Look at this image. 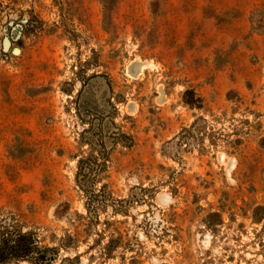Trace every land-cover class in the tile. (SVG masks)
<instances>
[{
  "label": "rangeland",
  "instance_id": "obj_1",
  "mask_svg": "<svg viewBox=\"0 0 264 264\" xmlns=\"http://www.w3.org/2000/svg\"><path fill=\"white\" fill-rule=\"evenodd\" d=\"M4 224L57 263L264 264V0H0Z\"/></svg>",
  "mask_w": 264,
  "mask_h": 264
},
{
  "label": "trees",
  "instance_id": "obj_2",
  "mask_svg": "<svg viewBox=\"0 0 264 264\" xmlns=\"http://www.w3.org/2000/svg\"><path fill=\"white\" fill-rule=\"evenodd\" d=\"M58 258V250L43 248L34 234L20 232L10 224L0 226V264H6L9 260H28L33 264L74 263L70 259L57 263Z\"/></svg>",
  "mask_w": 264,
  "mask_h": 264
}]
</instances>
